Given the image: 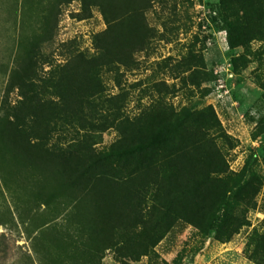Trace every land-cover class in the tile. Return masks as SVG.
Masks as SVG:
<instances>
[{
  "label": "rangeland",
  "instance_id": "obj_1",
  "mask_svg": "<svg viewBox=\"0 0 264 264\" xmlns=\"http://www.w3.org/2000/svg\"><path fill=\"white\" fill-rule=\"evenodd\" d=\"M220 9L0 0V264H264V38L231 44Z\"/></svg>",
  "mask_w": 264,
  "mask_h": 264
},
{
  "label": "trees",
  "instance_id": "obj_2",
  "mask_svg": "<svg viewBox=\"0 0 264 264\" xmlns=\"http://www.w3.org/2000/svg\"><path fill=\"white\" fill-rule=\"evenodd\" d=\"M220 15L222 17L224 28L229 36L231 44L244 43L253 39H263L264 38V22H260L261 18L264 17V0H220ZM237 6L239 12H234L232 7ZM128 9L126 12L130 14L131 9L127 6ZM237 11V10H236ZM244 34V35H243ZM130 34L127 33L120 40L126 43L129 40ZM238 45V44H236ZM17 74V72H16ZM18 83L11 84L10 90L14 88H21V85L24 83L23 79L17 75L16 76ZM19 88V89H20ZM167 139V130L166 128L160 130L159 132L152 135L150 138H147L143 144L145 148L155 147L158 144H166ZM142 144V145H143ZM141 148L137 151H140ZM136 151L131 149L127 151V154H134ZM217 172L215 162H207V164H201L198 167H193L192 169V180L191 183V192L196 193L198 191L206 193V183L209 181L208 177L211 172ZM251 178L255 179V174L251 173ZM240 177V174L238 175ZM243 174H241V177ZM199 199L193 202V209L195 210L197 216L196 221L198 227L205 231L220 229L222 225L225 224L226 216L224 215H215L217 210L220 208V202H212V199H208L211 203H205V197H198ZM222 206H226L225 198L222 200ZM209 220V223L206 222ZM235 230H232L234 233ZM205 233V232H203ZM231 234V232H230ZM229 236V235H228Z\"/></svg>",
  "mask_w": 264,
  "mask_h": 264
}]
</instances>
